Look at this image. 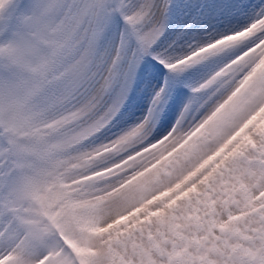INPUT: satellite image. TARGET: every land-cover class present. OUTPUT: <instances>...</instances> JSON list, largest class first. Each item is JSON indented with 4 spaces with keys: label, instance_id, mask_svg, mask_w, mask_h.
Returning <instances> with one entry per match:
<instances>
[{
    "label": "rangeland",
    "instance_id": "obj_1",
    "mask_svg": "<svg viewBox=\"0 0 264 264\" xmlns=\"http://www.w3.org/2000/svg\"><path fill=\"white\" fill-rule=\"evenodd\" d=\"M59 3L0 6V264H259L264 41L189 56L240 52L158 139L148 118L100 139L67 107L78 42Z\"/></svg>",
    "mask_w": 264,
    "mask_h": 264
},
{
    "label": "snow or ice",
    "instance_id": "obj_2",
    "mask_svg": "<svg viewBox=\"0 0 264 264\" xmlns=\"http://www.w3.org/2000/svg\"><path fill=\"white\" fill-rule=\"evenodd\" d=\"M58 16L78 42L67 107L106 125L100 139L146 118L158 139L240 52L212 48L185 64L189 56L239 33L251 35L248 48L264 41V0H60Z\"/></svg>",
    "mask_w": 264,
    "mask_h": 264
},
{
    "label": "trees",
    "instance_id": "obj_3",
    "mask_svg": "<svg viewBox=\"0 0 264 264\" xmlns=\"http://www.w3.org/2000/svg\"><path fill=\"white\" fill-rule=\"evenodd\" d=\"M49 221V220H48ZM50 222H52L53 224H54V226H56V223L51 219V221ZM68 242V244H72L71 242H73L70 238H69V240H67Z\"/></svg>",
    "mask_w": 264,
    "mask_h": 264
}]
</instances>
